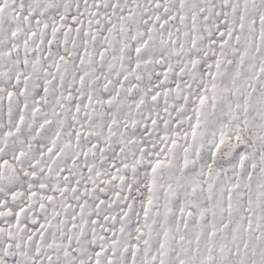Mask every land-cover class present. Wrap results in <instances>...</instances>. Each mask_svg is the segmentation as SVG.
<instances>
[{
  "label": "snow or ice",
  "instance_id": "1",
  "mask_svg": "<svg viewBox=\"0 0 264 264\" xmlns=\"http://www.w3.org/2000/svg\"><path fill=\"white\" fill-rule=\"evenodd\" d=\"M0 264H264V0H0Z\"/></svg>",
  "mask_w": 264,
  "mask_h": 264
}]
</instances>
